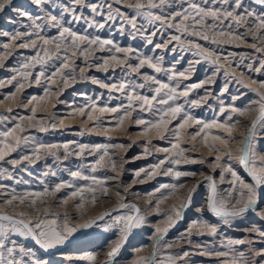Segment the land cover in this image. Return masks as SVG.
Here are the masks:
<instances>
[{"label":"snow or ice","instance_id":"6c2138e0","mask_svg":"<svg viewBox=\"0 0 264 264\" xmlns=\"http://www.w3.org/2000/svg\"><path fill=\"white\" fill-rule=\"evenodd\" d=\"M12 3L13 0H0V13L4 12ZM33 3L36 7L47 8L48 11L43 16H33L27 10L20 11L17 9L18 16L26 17L31 21L28 25L31 31H16L11 35L8 32L0 33V35L9 37L10 41L2 46L5 54L13 49H26L34 53L30 56H23V63L20 64L16 74L7 81H0V87L16 81L15 87L19 90L23 87L21 81H28L29 78L33 77V70L39 66L42 70L35 73L34 80L36 84H40L42 78L46 80L49 86L45 88V93L48 94L51 85L57 79L65 86H68L70 82L76 81L75 72L77 69L75 60L77 58H83L87 64L89 57H94L97 50L112 53L106 58L97 57L102 62L93 66L104 72H115L117 66H119L126 77L130 76L134 77V79L105 83L94 77H85L83 68L79 69V73L82 78L91 79L92 83L107 89L109 92L120 93L127 103L109 107L107 104L99 106L93 102L87 107V110L81 107L75 109V111H78L81 115L86 114L87 119L94 123L101 119L100 115H94V113H119L120 115L116 117L118 126L123 124L125 118L131 117L137 108L142 112H155L158 114V119L155 122L145 119L135 121L137 124L145 125V132L149 129L159 131L162 127L167 132L169 131L167 125L173 119L181 121L174 131L176 143L171 145V150L167 148L161 149L163 152H170L171 158L165 156L157 164L137 171L135 173L137 181L143 182L139 180L141 173H144L148 178L158 174L174 175L176 179L182 176L194 177L196 175L195 172L173 171L171 167L164 170L162 167L166 163L172 165L181 163V159L176 157H183L186 149L180 146V129L192 127L193 125H198L199 127L193 133H188V137L191 140H196L197 137H200L205 146L216 153L214 166L221 169L220 180L222 182L226 179L225 173L230 176V179L227 180L229 189L225 190L223 196L218 194L215 178L208 175L204 178V181H197L188 189L185 197L178 198L180 203L174 205L164 214L166 217L164 225L162 227L156 226L154 229L153 249L159 250L160 247L171 249L173 247L172 244L165 241V237L184 218L185 212L192 206L193 196L197 189L205 182L208 184L210 194L206 198L205 205L198 208L197 212L200 214L211 213L218 218V222L210 223L206 220H198L190 228L186 229L182 236L189 246H193L191 239L193 235L218 237L223 227L236 226L235 222L244 218L246 214H255L260 221L264 222V207H261V204H264V154H262L264 153V93L257 92L258 99L250 102L245 108H238L234 104L225 107L221 100L222 106L219 109L221 114L229 110L238 116H245L252 111L258 112V115L251 120L245 136L240 140L241 148L239 154L234 155L231 150V143L236 139L233 136L235 124L228 122L232 120L231 116L225 122H219L215 119L211 122H205L196 118L185 107V105L197 107L206 103L210 98V93L207 89L205 94L197 99L189 100L188 97L196 90L204 88L205 85L214 84L215 80L209 76L202 81L186 84L183 90H179L180 82L190 79L191 74L194 73V64L205 61L219 66L221 60L224 59V57L215 56L214 50L206 49L204 45L198 42L199 40L212 44H220L222 42L235 43L242 40L247 42L245 36H252L253 40H258L259 43L253 42L249 44V47L256 53L264 54V0H252V3L261 7L259 13L251 11L250 5L248 9H245V0H131L129 3H125L124 0H91V2H88V0H66V2H62V0H33ZM114 5H118V7H114ZM209 5L213 6L209 7ZM53 9L56 11L53 12ZM80 9H87L89 16L85 17ZM66 16L68 19H65ZM81 21L86 25L83 32H78L71 27L72 24L80 23ZM226 22L229 23L226 24ZM117 23L120 25L118 28L120 34H125L127 29V35H130L132 39L140 37L145 44L151 45L154 49L175 52V47L169 49V45L175 42L184 50L192 52L199 59L194 63L189 62L188 67L183 70H177L175 64L170 67H164L163 56L136 55L137 50L132 47H121L111 38H102L100 35L93 36L88 34L87 31L88 29L103 30ZM234 26L237 29L244 28L246 32L234 31ZM49 27L56 29L57 34L49 37L43 36L42 32ZM168 30H174L178 34L170 35L168 39L161 42H154L158 35ZM192 37L197 39H191ZM185 38H188L187 43H185ZM236 46L239 47V43H236ZM3 58V56H0V60ZM248 58L241 56V60ZM54 60L59 61V64L50 73H46L43 69L50 61ZM133 60L136 63H132L131 61ZM257 62L258 66L255 67L253 64L247 65L248 70L256 73L264 72V58L258 57ZM176 63H179V61L177 60ZM2 66V63H0V67ZM229 66H231V61ZM144 68L151 69L153 74L142 72L141 70ZM217 71H219V67H217ZM160 75L165 76L166 81L160 79ZM224 75H232L236 82L243 83L238 77L227 71L224 72ZM18 77L19 79H17ZM135 78H138V80ZM261 86L264 87V83ZM145 89L152 94L150 96L143 94L141 90ZM227 91L226 81L220 95L222 96ZM32 99L35 100L36 97ZM180 99H183V103H177ZM232 99L234 101L238 98L233 97ZM8 112L11 113L12 110L8 109ZM32 112L33 117H28V120L34 118L35 108L32 109ZM15 119L23 121L25 117L0 115V124ZM235 123H240V121L236 120ZM25 127L21 123H15L12 127L0 129V164L6 163L16 169L23 164L36 163L42 155H51L56 160H60L61 157L58 153L62 150L65 160L73 155L77 157H96L91 162L92 172H96L105 166H110L115 170L116 162L111 159L108 149L109 147H124L123 145L107 144L94 146L75 144L73 148L70 143L62 145L38 144L32 147L28 154H22L16 159H8L14 152H19L22 146H28L29 138L20 134ZM211 129L223 130L224 134L211 135L212 141L217 143H208L210 135L208 130ZM47 130L43 126L39 128L41 132ZM160 138L164 139L165 136L162 134ZM109 139L111 138L109 137ZM218 145H223L224 147L221 148ZM144 154H150L147 147H145ZM105 157L109 158L107 164ZM233 160H235L236 165L242 166L250 179H245L238 173L236 166L231 163ZM183 162L204 163V160L190 161L185 158ZM51 175L55 176L56 173L52 172ZM71 175L75 179H90L94 186H103V195H108V188L105 186L107 177L98 178L95 175L89 177L81 171L72 172ZM7 179L11 180L13 176L8 175ZM111 179H116V177ZM94 186L80 187L70 193L69 198H79V203L76 205L77 208L84 207L86 192L91 194L90 202L93 204L96 202V187ZM64 187L71 188L73 185L70 183H59L55 185L51 192H60ZM182 187H184L183 184H163L155 191L161 192V189H172L175 191L177 188ZM49 194L50 190L45 188L43 192H27L18 195L15 190L9 193L7 187L0 184V196H4V199L0 202L11 208L18 206L35 208L37 201L45 202L44 198ZM117 195L119 196L120 193L117 192ZM160 199H167V196L162 194ZM159 202L158 199L156 202L157 207ZM63 203L67 204V199ZM147 203L151 204L152 202L147 201ZM119 209H129L130 211L129 214L113 217L112 212L119 211ZM36 211L37 215L35 216L25 212L23 208H21V211L13 213L0 211V264H49L44 254L52 253L53 250L65 245L75 233L82 229L92 228L97 224V221H104L106 217L111 218L113 224L119 226L121 235L109 247L106 253L107 260L103 264H115V258L124 243H126L128 236L134 229L141 227L144 223L140 208L127 203H121L119 208L106 211L80 224L71 223L66 214L63 221L60 222L59 217L55 213H49L41 209ZM49 216L52 218L49 219ZM110 227L112 225L107 226L105 230ZM245 231L249 234L255 233L257 238L245 236L235 240H227L222 245L223 250L215 251L214 253L216 257L224 258L219 264H264V229L253 225L246 227ZM257 243L260 245L259 247H256ZM31 245L37 247L34 248ZM194 246L206 249V252L202 251L200 253L201 255L213 254V250L208 248L207 243L203 246L200 243H196ZM236 246H244L245 250H241ZM191 255L190 251L183 250L175 254L167 253L164 259H157L155 251H153L147 256L138 255L133 264H189L188 258ZM83 259L94 262L97 257L88 254Z\"/></svg>","mask_w":264,"mask_h":264},{"label":"rangeland","instance_id":"374dc122","mask_svg":"<svg viewBox=\"0 0 264 264\" xmlns=\"http://www.w3.org/2000/svg\"><path fill=\"white\" fill-rule=\"evenodd\" d=\"M62 2H66V0H62ZM88 2H91V0H88ZM124 2L129 3L131 0H124ZM249 5L251 6V11L257 13L261 11V7L252 3V0H245L244 8L248 9ZM212 6L213 5H209V7ZM114 7H118V5H114ZM17 9L20 11L27 10L33 16H43L48 11L47 8L36 7L33 0H13L12 5L6 8L4 12L0 13V33L8 32L9 35H11L16 31H31V29L28 28L31 21L26 17L18 16ZM55 11L56 10L53 9V12ZM80 11L83 12L85 17L89 16L87 9H80ZM65 19H68V17L66 16ZM97 19H99V17H97ZM37 22L39 23V21ZM227 23L229 22H226V24ZM119 26L120 25L117 23L103 30L88 29L87 31L88 34L93 36L100 35L102 38H111L121 47H132L137 50L135 53L136 55L151 57L163 56L164 67H170L175 64L177 70H183L188 67L189 62L194 63L199 59L194 56L192 52L184 50L179 45L175 44V42L169 45V49L173 47L176 48L175 52L154 49L151 45L145 44L144 40L140 37L132 39L130 35H127V29L125 30V34H120L118 31ZM71 27L78 32H83L86 25L81 21L80 23L72 24ZM233 30L240 33L246 32V29H237L235 26ZM56 34L57 30L50 27L45 28L42 32V35L45 37ZM176 34L178 33H175L174 30L162 32L161 35L155 38L154 42H161L168 39L170 35ZM187 39L188 38H185V43H187ZM191 39L197 38L192 37ZM245 40L247 42L242 40L235 43L222 42L220 44H212L199 40L198 42L204 45L206 49H213L215 56L224 57V59L221 60L219 66L212 65L205 61L194 64V73L191 74L190 79L180 82L179 89L183 90L184 85L202 81L209 76L215 80L214 84L205 85L204 88L196 90L188 97L189 100L197 99L203 96L207 89L210 93V98L206 103L197 107H189L188 105H185V107L192 115L205 122H211L214 119L219 122H225L228 120V117L231 116L232 120L228 122L235 124L233 136L236 139L231 143V150L234 155L239 154L241 148L240 140L245 136L251 120L258 115V112L252 111L245 116H238L229 110L221 114L219 111L222 106L221 100L225 107L234 104L238 108H245L250 102L258 99L257 92L264 93V87L261 86L262 83H264V72H251L247 68L249 64H253L254 67L258 66L257 58H264V54L256 53L249 47V44L253 42L259 43L258 40L254 41L252 36H245ZM9 42V37L0 35V56L4 57L0 60V63L3 65L0 67V81L11 79V77L16 74L20 64L23 63V56L34 54L31 50L26 49H13L5 54V50L2 46ZM17 43H19V41H17ZM236 43H239L240 46L237 47ZM110 54L112 53L100 52L97 50L94 57H89L87 64L83 58H77L75 60V67L77 69L75 72L77 77L76 81L70 82L68 86H65L57 79L56 82L51 85L48 94L45 93V88L49 86L48 82L42 78V82L36 84L34 80L35 73L42 70L39 66L33 70V77L29 78L28 81H21L23 87L19 90L15 87L16 81H13L12 84L0 87V115L25 117L23 121L15 119L2 123L0 124V129L12 127L15 123H21L26 127L20 134L29 138L28 146H22L19 152H14L8 159H16L22 154H28L31 148L38 144L62 145L64 143H70L73 148L75 144H87L89 146L97 144L124 146L123 148L109 147L108 149L111 154V159L116 162L115 170L110 166H105L96 172H92L91 162H93L96 157H77L73 155L65 160L62 150L58 153L61 157L60 160H56V158L51 155H42L36 163L23 164L16 169H13L11 165L6 163L0 164V184L5 185L9 193L15 190L16 194L19 195L27 192H43L45 188L50 190V194L44 198L45 202L38 200L35 208L23 206L11 208L0 202V211L13 213L19 212L21 208H23L25 212L35 216L37 215L36 210L41 209L49 213L57 214L60 222L63 221L66 214L71 223L80 224L106 211L119 208L121 203L136 205L140 208L141 215L144 217V223L141 227L134 229L128 236L126 243H124L121 251L115 258V264H133V261L138 255L147 256L153 251H155L157 259H164L167 253L175 254L183 250H188L192 253L188 258L189 264H219L224 258L216 257L214 254L215 251L223 250L222 245L229 239L235 240L245 236L254 239L257 238L255 233L249 234L245 231V228L255 225L264 229V222L260 221L255 214H246L244 218L238 219L235 222L236 226L223 227L218 237L193 235L191 237L193 246H189L182 236L186 229L190 228L198 220H206L210 223L218 222V218L211 213L200 214L197 212L198 208L205 205L206 198L210 194L208 184L205 182L197 189L193 196L192 206L185 212L184 218L177 223L165 237V241L172 244L173 247L171 249H165L163 247H160L159 250L153 249L154 229L156 226L162 227L164 225L166 220L164 214L174 205L180 203V199L178 198L185 197L188 189L197 181H204V178L208 175L215 178L218 194L223 196L225 190L229 189L227 180L230 179V176L225 173L226 179L222 182L220 180L221 169L215 168L214 166V157L216 153L205 146L200 137H197L196 140H191L188 137V133H193L199 127L198 125H193L192 127L180 129V146L186 149L183 157H176L181 159V163L178 165L166 163L162 167L164 170L171 167L173 171L195 172L196 175L194 177L182 176L176 179L174 175L158 174L152 178H148L144 173H141L139 180L143 182L137 181L135 176L137 171L157 164L159 160L163 159L165 156L171 158L170 152L166 153L161 151V149L167 148L171 150V145L176 143L174 131L181 121L173 119L171 123L167 125L169 129L167 132H165L163 127L159 131L156 129H149L145 132V125L137 124L135 121L138 119H145L155 122L158 119V114L155 112H142L137 108V110L132 113L131 117L125 118L123 124L118 126L116 117L120 115L119 113H94V115L101 116V119L94 123L87 119L86 114L81 115L78 111H75V109L81 107L87 110V107L93 102L97 103L99 106L107 104L109 107L127 103L126 99L120 93L109 92L107 89L92 83L91 79H85L80 76L79 69L83 68L85 77H94L105 83L134 79V77H126L119 66H117L115 72H104L93 66L102 62L97 59V57L106 58ZM241 56L249 58L241 60ZM177 60L179 63H176ZM230 61L231 66H229ZM131 62L136 63L135 60ZM58 64L59 61H50L43 70H45L46 73H50ZM217 67H219V71H217ZM141 71L153 74L152 70L148 68H144ZM225 71L238 77L243 83L236 82L232 78V75L225 76ZM159 78L166 81V77L163 75H160ZM17 79H19V77ZM135 79L138 80V78ZM226 81L228 91L221 96L220 93ZM141 91L145 95L150 96L152 94L147 89ZM33 97H36V99L33 100ZM233 97H237L238 99L233 101ZM177 103H183V99L178 100ZM33 108H35V116L32 120H28V117H33ZM8 109H11L12 112L9 113ZM236 120H239L240 123H235ZM53 125H55V127H53ZM41 126L48 130L44 132L39 131ZM208 131L210 133L208 139L209 144L217 143L212 141V134H224L222 129H211ZM162 134L165 136L164 139L160 138ZM109 137L111 139H109ZM218 146L221 148L224 147L223 145ZM145 147L148 148L149 155L144 154ZM185 158L190 161H199L203 159L204 163H184L183 161ZM108 161L109 158L105 157L106 164ZM231 163L236 166V170L241 176L245 179H250L247 177L242 166L236 165L235 160L231 161ZM75 171H81L84 175L89 177L93 175L98 178L107 177L108 179L105 186L108 188V195H103V186L92 185L90 179L83 180L73 178L71 173ZM52 172H55L56 175H51ZM46 173L47 175H45ZM8 175L13 176V179H7ZM112 177H116V179H111ZM59 183H70L73 187H64L60 192H51L55 185ZM163 184H183L184 187L177 188L175 191L172 189H161V192H156L155 190ZM85 186L96 187V202L94 204L91 203V194L86 192L84 207L77 208L76 205L79 203V198H69V195L77 188ZM125 189H127V191H125ZM117 192L120 193L119 196ZM162 194L167 196V199H160ZM3 199L4 196H0V201ZM65 199H67V204L63 203ZM158 199L160 202L157 207L156 202ZM147 201H151L152 203L149 204ZM261 207H264V204H261ZM129 211V209H119V211H113L112 216L129 214ZM48 218L51 219L52 217L49 216ZM105 219L104 221H97V224L90 229H82L75 233L73 237L69 238V241L65 245L53 250L52 253L44 254L45 259L47 258L46 260L49 261V264H103V262L107 260L106 253L109 247L113 245L121 235L119 226L114 225L113 222H109L108 217ZM109 225H112V227L105 230ZM196 243H200L202 246L207 243L208 248L213 250V254L201 255L200 253L202 251L206 252V249L203 247L196 248L194 246ZM31 246L34 248L37 247L35 245ZM259 246L260 245L257 243L256 247ZM236 247L245 250L244 246ZM88 254L95 255L97 257L96 261L93 262L83 259V257Z\"/></svg>","mask_w":264,"mask_h":264},{"label":"bare ground","instance_id":"6f19581e","mask_svg":"<svg viewBox=\"0 0 264 264\" xmlns=\"http://www.w3.org/2000/svg\"><path fill=\"white\" fill-rule=\"evenodd\" d=\"M247 6V5H246ZM13 11V10H12ZM21 20V19H20ZM23 168V167H22ZM12 170V169H11ZM45 171H46V169H45ZM44 172V171H43ZM5 173V172H4ZM44 174V173H43ZM46 175V174H45ZM44 176V175H43ZM12 188V187H11ZM10 191V190H9ZM24 194V193H23ZM124 198V197H123ZM123 201V200H122ZM137 201V200H136ZM139 202V201H138ZM10 209V208H9ZM7 210V209H6ZM8 211V210H7ZM117 216V215H116ZM113 217H115V216H113ZM106 220V219H105ZM109 220V222H113V220L111 219V218H109L108 219ZM47 259V258H46Z\"/></svg>","mask_w":264,"mask_h":264}]
</instances>
